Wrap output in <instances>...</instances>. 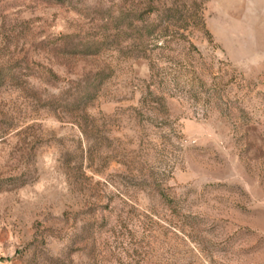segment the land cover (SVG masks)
<instances>
[{
	"label": "rangeland",
	"instance_id": "obj_1",
	"mask_svg": "<svg viewBox=\"0 0 264 264\" xmlns=\"http://www.w3.org/2000/svg\"><path fill=\"white\" fill-rule=\"evenodd\" d=\"M0 264H264V0H0Z\"/></svg>",
	"mask_w": 264,
	"mask_h": 264
}]
</instances>
